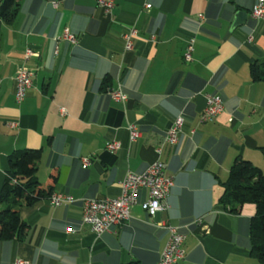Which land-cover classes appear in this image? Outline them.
I'll return each instance as SVG.
<instances>
[{"label":"crops","instance_id":"obj_1","mask_svg":"<svg viewBox=\"0 0 264 264\" xmlns=\"http://www.w3.org/2000/svg\"><path fill=\"white\" fill-rule=\"evenodd\" d=\"M254 4L114 0L106 14L97 0H21L12 20H0V189L8 155L40 148L37 179L55 169L52 193L76 199L22 205L25 234L0 241V264H157L169 235L160 222L185 234V257L174 264H259L250 251L255 206L232 212L218 202L237 157L264 171V81L250 75L264 62V19L250 16ZM238 11L246 20L233 25ZM130 27L137 33L125 50ZM65 28L75 43L62 39ZM190 38L193 59L185 62ZM27 47L35 54L25 61ZM21 65L34 73L17 102ZM118 89L128 96L123 102L109 94ZM207 94L218 95L223 109L202 121ZM179 115L178 141L164 142ZM128 124L141 132L135 140ZM108 141L120 147L111 152ZM156 160L173 181L166 210L151 218L135 205L128 220L99 236L82 222L80 198L117 197L127 171L140 173Z\"/></svg>","mask_w":264,"mask_h":264},{"label":"built area","instance_id":"obj_2","mask_svg":"<svg viewBox=\"0 0 264 264\" xmlns=\"http://www.w3.org/2000/svg\"><path fill=\"white\" fill-rule=\"evenodd\" d=\"M106 14H109L114 7V0H97ZM150 8V4L145 5ZM250 16L254 20L264 19V0H255V4L250 12ZM137 30L130 27L123 33L124 49L129 50L133 45V38L136 36ZM62 39L76 42V37L71 34L67 28L64 29ZM194 50V39L190 38L187 41L185 50L183 52V59L185 62L192 61V53ZM35 52L29 47L25 49L24 60L34 55ZM33 71L26 65H21L14 75L16 84L15 99L21 102L27 89L31 86ZM110 96L116 100L123 102L128 96L126 93L118 90L109 92ZM206 105L201 113V120H210L218 115L222 109L223 104L221 98L216 94L205 95ZM183 126V117L177 116L164 134L163 141L170 144H175L178 141L179 134ZM130 140H135L141 134L140 130L134 124H128ZM120 147L117 141H108L105 148L114 152ZM160 149H158V152ZM89 163L87 158L82 160V167H86ZM172 177L166 173V166L164 162L156 160L149 164L142 172L135 173L127 171L124 178L120 182L121 192L117 197L96 198V197H82V222L89 225L91 230L99 236L103 232L110 231L114 226L122 224L130 217V210L133 206L139 205L141 209L149 216L153 217L157 212L167 209L166 197L169 188L172 186ZM147 191V197L140 200V190ZM52 205L70 204L76 199L71 195L52 193L49 197ZM161 227L167 228L169 235L165 247L163 248L157 264H174L178 260L185 257V249L183 242L185 234L179 230V227L173 225H163L161 222L157 223ZM71 232V228H67ZM25 262L19 260L17 264H24Z\"/></svg>","mask_w":264,"mask_h":264},{"label":"trees","instance_id":"obj_3","mask_svg":"<svg viewBox=\"0 0 264 264\" xmlns=\"http://www.w3.org/2000/svg\"><path fill=\"white\" fill-rule=\"evenodd\" d=\"M20 1L0 0V20H12ZM250 75L254 81H264V62L253 64ZM106 84L107 78L103 82L104 86ZM40 158V148L16 150L8 155V170L0 189V241L23 236L26 224L20 218V207L49 197L53 192L57 172L52 169L44 182L39 181L36 171ZM222 186L223 194L218 200L222 207L238 212L246 203L255 206L250 221V251L259 264H264V171L251 161L237 157Z\"/></svg>","mask_w":264,"mask_h":264},{"label":"water","instance_id":"obj_4","mask_svg":"<svg viewBox=\"0 0 264 264\" xmlns=\"http://www.w3.org/2000/svg\"><path fill=\"white\" fill-rule=\"evenodd\" d=\"M247 13L245 11H238L235 14V19L233 20L232 24L233 25H240L243 24L246 20Z\"/></svg>","mask_w":264,"mask_h":264}]
</instances>
